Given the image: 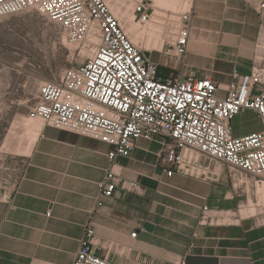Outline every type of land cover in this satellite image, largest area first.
Segmentation results:
<instances>
[{"label": "crops", "instance_id": "1", "mask_svg": "<svg viewBox=\"0 0 264 264\" xmlns=\"http://www.w3.org/2000/svg\"><path fill=\"white\" fill-rule=\"evenodd\" d=\"M135 1L110 0L120 13L131 12ZM176 2L184 11L192 5L196 43L181 72L227 85L236 73L262 65L256 47L261 21L245 0ZM160 3L171 4L165 6L171 14L179 9L170 0ZM166 15L156 10L155 22ZM2 109L0 264H74L89 224L98 252L117 264H264V217L234 211L240 200L228 181L237 174L228 164L202 158L190 171L169 176L159 163L163 138L139 139L129 156L111 160L113 147L100 139L47 125L18 103ZM261 128L252 110L233 120L236 137ZM110 170L126 187L118 185L99 205V182ZM205 206L231 214L229 221L202 222Z\"/></svg>", "mask_w": 264, "mask_h": 264}, {"label": "built area", "instance_id": "2", "mask_svg": "<svg viewBox=\"0 0 264 264\" xmlns=\"http://www.w3.org/2000/svg\"><path fill=\"white\" fill-rule=\"evenodd\" d=\"M245 1L261 21L256 47L262 65L250 73H236L227 85L179 70L192 43V8L183 14L173 43L178 63L165 76L159 74L161 65L152 58L153 50L148 57L146 48L134 43L110 0H0V19L37 10L68 40L94 46L85 61L66 68L57 81L40 85L31 117L108 143L113 147L111 160L129 156L139 139L163 138L159 163L167 175L188 172L203 158L228 164L258 190L264 183V0ZM136 12L142 22L151 17L147 3H139ZM247 110L257 113L262 128L236 137L233 120ZM126 183L108 171L99 182V205ZM136 186L130 183L131 189ZM215 218L205 206L201 221ZM94 234L89 224L74 264H117L98 252Z\"/></svg>", "mask_w": 264, "mask_h": 264}, {"label": "rangeland", "instance_id": "3", "mask_svg": "<svg viewBox=\"0 0 264 264\" xmlns=\"http://www.w3.org/2000/svg\"><path fill=\"white\" fill-rule=\"evenodd\" d=\"M137 1L132 4L131 12H117L113 4L112 9L122 18L134 42L153 50L152 58L161 66L170 69L178 63V58L174 56L172 49L173 43L183 24V14L186 10L190 11L192 5L190 4L184 11L176 0H170L176 8L179 7L175 14H171L167 8L171 4L168 6L164 4L167 7L162 6L160 5L162 0ZM144 1H147L148 13L151 17L142 22L141 15L135 18L137 14L135 9ZM189 1L191 3V0ZM158 9L168 14L163 17L164 20L158 21L159 23L154 20V12ZM163 23H165L164 27L161 26ZM92 48L94 46L85 48L83 42L68 40L62 31L37 10L0 19V112L2 108L18 103L22 109L30 113L38 101L40 85L45 81H57L66 68L85 61L91 55ZM181 64L182 62L179 66ZM6 128L7 124L0 121V135L6 131ZM233 173L237 175L229 179L228 185L240 200L239 206L234 211L239 216L255 215L258 219L263 218L264 183L256 190L253 181L247 183L249 177L240 176L237 170H233ZM213 215H216V219L223 218V221H229L231 214L213 212Z\"/></svg>", "mask_w": 264, "mask_h": 264}, {"label": "water", "instance_id": "4", "mask_svg": "<svg viewBox=\"0 0 264 264\" xmlns=\"http://www.w3.org/2000/svg\"><path fill=\"white\" fill-rule=\"evenodd\" d=\"M145 55L149 57V56H150V52L146 50V51H145ZM161 169L163 170V168H161ZM145 227H146L148 230L151 231V230H153V228H154V224L151 223V222H146V223H145Z\"/></svg>", "mask_w": 264, "mask_h": 264}, {"label": "trees", "instance_id": "5", "mask_svg": "<svg viewBox=\"0 0 264 264\" xmlns=\"http://www.w3.org/2000/svg\"><path fill=\"white\" fill-rule=\"evenodd\" d=\"M169 71H170V69L167 67H164V66L159 67V74L160 75L165 76V75H167V73H169Z\"/></svg>", "mask_w": 264, "mask_h": 264}, {"label": "bare ground", "instance_id": "6", "mask_svg": "<svg viewBox=\"0 0 264 264\" xmlns=\"http://www.w3.org/2000/svg\"><path fill=\"white\" fill-rule=\"evenodd\" d=\"M66 36V35H65ZM132 38V37H131ZM133 40V39H132ZM134 41V40H133ZM135 43V42H134ZM191 48V47H190ZM91 54H92V52H91ZM91 56V55H90Z\"/></svg>", "mask_w": 264, "mask_h": 264}]
</instances>
